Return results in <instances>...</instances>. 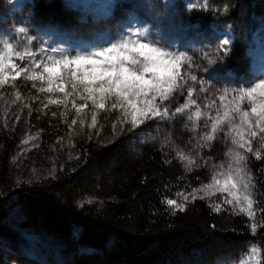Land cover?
Here are the masks:
<instances>
[{
    "label": "trees",
    "instance_id": "1",
    "mask_svg": "<svg viewBox=\"0 0 264 264\" xmlns=\"http://www.w3.org/2000/svg\"><path fill=\"white\" fill-rule=\"evenodd\" d=\"M7 1L0 0V8ZM31 2V12L45 18V23L66 35L77 32L83 15L71 5L60 0ZM208 4L210 10L207 12L186 10L182 15L201 31L211 28L215 33H221L227 30L232 44L225 62L232 78L238 79L251 61L249 51L254 39L264 40V0H208ZM225 8L227 11L222 13L220 10ZM40 86L38 81L35 88L32 81H18L13 92L7 86L0 90L7 103L12 105L13 112L21 113L16 124L6 125L0 120L2 242L8 238L6 228L14 185L15 169L9 159L25 131L30 129L40 136L38 150L23 162V167L29 169L44 166L43 156L70 130L76 112L73 102L77 106L86 103L84 111L89 115L98 114L108 132L120 115L119 110H111L113 101L106 104L109 110H97L92 103L75 100L72 96L66 102L51 104L49 99L63 101L64 94L39 92ZM17 95L19 99H16ZM183 102L184 99L180 103ZM190 127L183 116H178L148 129L159 139H165L172 148L187 150V140L192 135ZM143 130V133H151L146 127ZM75 144L78 158L63 164L61 184L47 179L18 187L21 203L35 218L24 222V226L35 223L47 232L64 237H68L73 225L78 226L79 244L90 252L76 255L73 264H105L111 239L125 245L119 264H216L251 238L247 218L233 214L227 205L223 206V211L215 212L209 205L195 201L192 209L174 211L165 202L176 200L180 196L178 193L188 194L210 180L209 165L217 163L223 154L220 140L196 151L198 164L204 167L193 166L190 171L176 156H171L169 150L167 154L157 144L143 146L137 159L130 163L118 161L113 164L110 150L98 148L84 137ZM55 192L63 196V206L54 199ZM91 193L101 203L78 207L76 198ZM253 197L264 261V226H261L264 224V168L257 161L253 164Z\"/></svg>",
    "mask_w": 264,
    "mask_h": 264
},
{
    "label": "snow or ice",
    "instance_id": "2",
    "mask_svg": "<svg viewBox=\"0 0 264 264\" xmlns=\"http://www.w3.org/2000/svg\"><path fill=\"white\" fill-rule=\"evenodd\" d=\"M84 7L95 10L94 23L105 25L114 18L113 10L119 8L122 19L116 24L117 31L113 34L112 28L106 26L88 41H82L79 50L69 51L62 47L33 49L30 47L33 37L28 35V28H16L14 38L0 37V90L23 75L33 82L34 88L36 82H40L39 92L64 94L63 101L49 99L51 104L66 102L70 96L78 95L86 102L91 101L97 110H109L106 104L113 101L111 110H119L121 121L130 123L133 128L149 120H170L186 113L188 121L192 122L191 131L195 132L198 122L204 119L205 131L193 147H210L220 133L230 140L232 147L225 153L227 159L223 163L209 165L210 181L193 189L191 199L226 194L222 203L214 202L209 206L220 212L227 205L231 206L233 214L246 215L252 221L251 231L255 234L256 201L246 161L247 153L261 159L264 149V66L252 73L250 82L244 87L206 97L209 103L204 109L217 108L213 117L209 111H202L194 98L197 92L210 91L206 87L207 81L191 71L194 61L190 55L153 37L154 24L143 13L141 0H88ZM187 8L189 11L210 10L208 0L188 4ZM220 11L226 12L227 8ZM231 44V38L225 36L214 50L204 52L203 58L213 64L230 53ZM69 84L71 88L67 90ZM193 85H198V89ZM178 93L183 95L184 102L172 111L167 105ZM19 98L17 95L16 99ZM72 106L81 113L87 104L77 106L73 102ZM193 106L195 110H192ZM95 125L94 112L90 127ZM257 140L258 146L254 148L253 141ZM175 152L189 171L193 166L204 167L183 149L177 148ZM197 192H202L203 196H197ZM183 200L187 202L189 196H183ZM165 202L174 211H184L186 207L185 203L173 199ZM261 253L258 245H249L232 264H264Z\"/></svg>",
    "mask_w": 264,
    "mask_h": 264
},
{
    "label": "rangeland",
    "instance_id": "3",
    "mask_svg": "<svg viewBox=\"0 0 264 264\" xmlns=\"http://www.w3.org/2000/svg\"><path fill=\"white\" fill-rule=\"evenodd\" d=\"M60 1L71 5L83 15L82 21L80 20L81 23H79L77 32L75 33L76 35L63 34L50 24H47V22L45 23V18L33 14L31 12V0H9L2 8H0V37L14 38L16 36L15 29L20 26H26L28 28V35L33 37V41L30 45L31 48H43L48 50L52 47H62L69 51H73L79 50L82 41H88L94 33L106 26H110L114 34L117 31V22L122 19L120 9L116 8L113 10L114 18L109 20L107 25L97 24L94 23L92 19L95 10L84 7L88 0ZM141 2L144 5V8L142 9L143 13L146 18L151 20L154 24L153 37L160 39L170 46H174L179 51L186 52L192 57L194 66L191 71L197 76H202L207 81L206 87L210 90L207 93L197 92L194 98L200 105L201 110L209 111L213 117L217 114V108L204 109V105L209 103V99H206V97L211 98L214 95L218 96L223 90L231 91L244 87L250 82L252 73L261 66H264V40L260 38L254 39L253 46L249 51L251 61L244 73L238 79H233L230 75L225 62V57L221 60H217L213 64H208L207 59L203 58V53L214 50L217 43L225 36H229L231 40L232 37L227 30L222 31L221 33H215L211 28L201 31L197 29L195 25L186 21L182 15V11L188 10V4L199 3L200 0H141ZM155 13H160V15L157 16ZM18 81L28 82V80L22 75L14 81L12 85L6 86L13 92ZM44 86L46 87L47 85L45 84ZM193 87L198 89L199 86L193 85ZM70 88L71 85L69 84L67 90H70ZM54 93L55 92L49 94ZM184 95H186V90L184 91ZM72 97L75 100H82L78 95H73ZM6 99L7 98L4 97V94L0 93L1 123L6 125L8 123L16 124L21 119V113H14L11 108L12 105L8 104ZM182 99L183 95L178 93L167 106L174 111L175 107L180 104ZM87 102L91 103V101ZM218 105L219 101L217 100V106ZM192 110H195V106L192 107ZM119 114L118 121L110 126L111 129L108 132L104 129L102 123H100L98 114H96L95 127H90L92 124V115H89V113L84 110L81 113L75 112L73 121L75 120L76 123L74 124L72 121L70 130L65 137L57 141L56 145L49 151V153L43 156L44 166H31L29 169L23 167V162L31 153L38 150L40 136L30 129L25 131L21 141L11 152L9 159L10 164L15 169L12 178L14 185L11 187V197L9 202L11 204V209L9 211L8 226L6 228V236L8 238H2L5 242L0 240V264H73V258L76 255L90 252V250L79 244V228L77 225L72 226L71 233L68 237L47 232L35 223H31L30 226H24V222L27 220H35V218L33 217V212L29 211L26 206L21 203L18 192V187L20 185H28L47 179L54 180L57 184H61L63 164L66 161H73L78 158L79 151L76 148V140L84 137L87 141L94 142L98 148L103 147L110 150L113 158V161L111 162L112 164L118 161L130 163L137 159L143 146L150 144H157L163 152H167L168 154L169 150L171 156H176V149L166 143L167 141L165 139H159L158 135L156 136L152 130L148 129L151 125L154 126L161 122L173 121L178 116H183L187 122L190 123V130L192 128V122L188 121L186 113L178 114L170 120H149L137 128H133L130 123H123L120 119V111ZM220 114L223 115V110H220ZM81 121H83V123H81ZM236 122L239 123L238 118L236 119ZM145 127L147 130H150L151 133H143ZM226 127L227 126L225 125V129ZM204 131V119H201L197 124L196 131H192L191 137L187 140L186 146L188 149H183L194 158H196L194 154L197 150L206 148L193 147V145L197 143L199 136L203 135ZM29 137H32V139H29ZM216 140L222 142L223 154L221 159L215 164H221L227 159L225 153L228 151L229 147H232V145L230 140L225 139L223 133H220ZM258 143V140L253 141V147H257ZM247 155V170L252 177L253 185V164L255 161L260 162L264 168V149L261 150V159H256L251 153H247ZM182 163L185 166V163ZM191 193L192 192L180 195L176 199L177 203L186 204L185 210L192 209L195 201H200L207 205L214 202H222V197L226 195L217 193L212 197L192 200ZM196 194L197 196H203L202 192H197ZM185 195L189 196L187 202L183 200V196ZM54 199L61 206L64 205L63 196H61L59 192L54 193ZM100 203L101 200L93 193L76 198V204L78 207L84 205H99ZM228 208L231 211V206H228ZM244 216L247 218L251 229L252 221L246 215ZM255 223L257 224L255 234L251 231V238L242 242L238 250L231 255L220 259L216 264H232L233 261L239 259L241 253L247 251L249 245L253 244L258 245L261 248L262 257L263 247L259 232L260 223L257 216V210ZM124 250L125 245L122 241L111 239L109 241L110 253L105 257V264H119V256H122Z\"/></svg>",
    "mask_w": 264,
    "mask_h": 264
}]
</instances>
